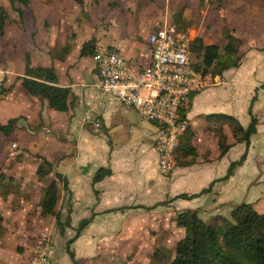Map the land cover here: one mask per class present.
I'll list each match as a JSON object with an SVG mask.
<instances>
[{
	"label": "crops",
	"instance_id": "0c3cea01",
	"mask_svg": "<svg viewBox=\"0 0 264 264\" xmlns=\"http://www.w3.org/2000/svg\"><path fill=\"white\" fill-rule=\"evenodd\" d=\"M83 1L81 5L75 0H30L28 7L17 4L24 11L22 16L11 3L10 8L4 5L9 19L0 38V67L8 75L0 100V122L12 124V129L8 133L0 130V261L15 250L16 243L27 240L16 235L13 225L38 219L35 209L46 215L41 202L54 179L58 180L62 196L58 208L69 213L71 227L90 220L73 250L78 264L82 259L88 261L86 264H102L97 260L100 251L96 241L106 234L127 232L135 224L140 226L141 211L146 208H200L211 213L220 211L223 204L230 213L240 202L251 203L258 211L263 208L264 0L231 2L237 15L222 28L220 37L197 35L190 29L188 9L181 8L172 16L158 10L153 0ZM203 1L196 3L199 6ZM232 9L230 13H234ZM177 17L194 39L219 45L222 52L235 38L241 60L215 76L214 79L223 77V82H212L192 97L186 113L199 119L191 130L196 160L176 166L170 176H165L155 149L160 128L95 87L94 52L99 46L116 48L133 69L140 70L152 60L149 35L166 23L177 26ZM92 40V52L83 55L85 44ZM244 44L251 47L245 56L241 52ZM201 61L203 66L202 58ZM29 67L55 68L58 85L71 89L68 110L51 108L47 99L25 89L23 78ZM254 96L257 101L253 112L259 124L249 148L237 140L229 126L222 129L223 133L212 131L207 117L222 114L234 117L247 128ZM87 112L101 119L100 129L85 123ZM221 134L229 145L224 154L220 149ZM247 150L246 160L234 174L228 180L217 181ZM44 159L54 164L51 176H56L49 181L37 173ZM100 168L112 173L94 182ZM57 175L67 179L70 193L65 192ZM213 182L211 191L197 198L174 199L182 193H200ZM64 261L68 264L67 259Z\"/></svg>",
	"mask_w": 264,
	"mask_h": 264
},
{
	"label": "trees",
	"instance_id": "16d2710c",
	"mask_svg": "<svg viewBox=\"0 0 264 264\" xmlns=\"http://www.w3.org/2000/svg\"><path fill=\"white\" fill-rule=\"evenodd\" d=\"M13 9L22 16L24 11L17 7V4H23L28 7L30 0H9ZM83 5V0H75ZM9 19V12L3 4H0V38L4 34L6 21ZM180 17H177V27L180 30H186L184 23H181ZM238 41L231 38L230 42L223 48L219 45H207L202 38L195 39L193 50L199 58L203 59V72L208 74L210 69L215 70L214 75L222 74L224 70L235 67L241 60L239 53ZM94 40L85 44L82 54L92 52L94 48ZM25 89L34 96H39L49 101L50 107L66 111L69 109L70 88L58 85V77L53 67H29L26 77L23 78ZM257 96L251 100L249 114L251 121L247 128L228 115H211L209 120L228 122L232 128L234 136L239 142H244L247 148L251 145V137L257 133L259 119L253 112L254 103ZM12 129L11 125H2L0 122V130L8 133ZM220 132L222 130L217 129ZM193 131L189 130L181 141V145L176 152L177 158L183 151L187 152V160L181 164H191L195 162L197 157L196 148L191 144ZM188 142L185 146L182 145ZM220 149L222 154L227 152L229 145L225 144V136L221 134ZM248 150L240 157L239 160L231 163L227 174L217 179V181L228 180L235 172V169L242 165L247 158ZM54 170V164L43 160L38 168L40 178L46 177ZM110 169L100 168L94 177V182L100 181L108 175H111ZM63 182V189L66 193H70L67 179L61 175H57ZM216 182V181H215ZM214 182L210 187L203 189L200 193L189 195L182 193L174 199H194L202 194L211 191ZM59 202V185L58 180L54 179L47 186L43 200L41 202L44 214L54 215L56 217V225L61 233L65 232L67 227H71V220L68 217L66 221L62 219V212L57 210ZM177 224L184 228L185 235L177 243L176 255L172 264H264V213L259 212L251 203H242L235 207L229 218H224L220 227L208 223L199 216L196 209H187L180 211L177 215ZM90 220H83L78 229L77 234L69 240V244L75 242L80 236L82 230L89 224ZM67 252L75 264H78L74 251L68 246Z\"/></svg>",
	"mask_w": 264,
	"mask_h": 264
},
{
	"label": "built area",
	"instance_id": "2783aa9c",
	"mask_svg": "<svg viewBox=\"0 0 264 264\" xmlns=\"http://www.w3.org/2000/svg\"><path fill=\"white\" fill-rule=\"evenodd\" d=\"M194 41L189 31L174 24L158 27L148 38L152 60L140 70L133 69L116 48L99 46L94 52L95 87L118 103L134 108L143 119L160 128L155 149L165 176L176 168V152L184 136L199 124V119L186 113L192 97L212 85L208 80L211 74H204L202 64L196 63ZM7 75L8 71L0 67V100ZM84 121L98 129L102 126L101 119L90 112ZM32 250L29 264H51L53 235L40 232Z\"/></svg>",
	"mask_w": 264,
	"mask_h": 264
},
{
	"label": "rangeland",
	"instance_id": "374dc122",
	"mask_svg": "<svg viewBox=\"0 0 264 264\" xmlns=\"http://www.w3.org/2000/svg\"><path fill=\"white\" fill-rule=\"evenodd\" d=\"M196 2H198V0H153L158 10H164L166 14L172 16L175 11L181 10V8L188 9L189 16L191 17L190 26L188 27L194 30L197 35L207 33L210 37L217 35V37H220L219 33L222 31V28L229 25V20L236 18L237 14L230 5L232 3H237V0H210L209 2L204 0L199 6ZM0 4L10 8L9 0H0ZM231 9L234 13H230ZM246 45H249V43L246 42ZM246 45L244 44L241 50L243 56L251 49V47ZM262 50L264 51V48H262ZM201 62V58L197 57L196 63L198 66H201ZM210 70L208 74L210 73L211 75L208 76V80L211 83L223 82V77L214 79L216 76L214 75L215 70ZM261 87L264 88V84ZM245 93H248V91L246 90ZM210 122L212 131H216L217 129L222 130L225 126H229L233 132V128L228 122H223L222 124L215 120H210ZM186 144H188L187 140L184 144L182 143L183 146ZM186 153L187 152L183 151L178 155L176 166L183 164L187 160L188 153ZM52 172L49 173L48 177L46 176V181L56 176H51ZM214 194L215 193H213L211 197H213ZM61 198L62 196L59 190L58 207L61 203ZM242 203L244 202H240L238 205ZM58 207L57 210H59ZM226 209L227 208L222 204L220 211H211V213H209L210 210L202 211L200 208L197 210L199 211V216L203 220L220 227L222 220L224 218H229L231 215L232 211L229 213ZM39 211L40 210L35 209L34 213L35 216H39L38 219L33 218V220L30 219L28 223L13 225V227L16 228V235L21 234L22 237L24 239L27 238V240L25 243H16L15 250L12 249L10 253L1 257L2 261H0V264H29L33 251L30 247L34 244L37 235L42 231L50 232L55 242V250L51 256V264H67L64 259L68 260V264H75L71 260L67 248L69 246L75 251L76 241L71 244L68 242L77 234V229L80 224H75V226L69 228L67 227L65 233L62 234L56 225L54 216L41 215L38 213ZM179 212L180 211L175 207L168 209H143L141 211L142 215L140 216V226L135 224V227L132 226L126 229L127 232H120L119 235L106 234L103 238L96 241L97 245H95V247L100 251L97 254V260L102 264H172L176 255L177 243L185 235L184 228L177 224L176 219ZM259 212L264 213V206ZM68 217H70L68 212L62 213L63 221H66ZM2 225L3 224L0 223V227ZM79 251L80 254L83 255V249L80 248ZM3 253L4 252H2L1 255ZM79 262L80 264L81 262L82 264L88 263L85 259L79 260Z\"/></svg>",
	"mask_w": 264,
	"mask_h": 264
}]
</instances>
